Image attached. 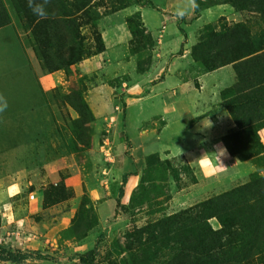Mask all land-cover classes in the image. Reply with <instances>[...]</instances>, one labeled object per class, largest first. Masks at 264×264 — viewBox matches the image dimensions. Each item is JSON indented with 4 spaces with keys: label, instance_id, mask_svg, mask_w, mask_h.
I'll return each instance as SVG.
<instances>
[{
    "label": "rangeland",
    "instance_id": "374dc122",
    "mask_svg": "<svg viewBox=\"0 0 264 264\" xmlns=\"http://www.w3.org/2000/svg\"><path fill=\"white\" fill-rule=\"evenodd\" d=\"M197 1L196 13L194 0H0V247L33 252L24 264H80L98 244L95 264H144L160 220L240 187L264 191V107L252 118L262 146L253 158L227 151L209 166L192 155L226 148L237 130L226 104L239 70L252 79L264 57L224 63L226 36L246 35L264 56V14ZM73 42L90 55L72 63ZM178 102L187 124L171 129ZM238 218L247 232L225 236L238 254L230 264H264V199ZM209 224L225 229L221 217ZM175 261L165 249L148 264Z\"/></svg>",
    "mask_w": 264,
    "mask_h": 264
},
{
    "label": "trees",
    "instance_id": "16d2710c",
    "mask_svg": "<svg viewBox=\"0 0 264 264\" xmlns=\"http://www.w3.org/2000/svg\"><path fill=\"white\" fill-rule=\"evenodd\" d=\"M229 1L237 8L255 9L264 14V0ZM194 3L197 13L199 12V2L194 0ZM226 37L224 63L240 62L241 66H253L263 59V55H257L254 51H250V46L246 43L250 39L247 37L246 41V35ZM242 39L246 42L242 43ZM69 47H71L69 51L72 54V63L86 59L85 57L90 55L85 47L76 45V42L71 43ZM256 69V75L254 73L252 79L246 77L241 69L239 70V87L236 89V96L226 104L237 130L225 136L223 142L229 154L241 160L253 158L255 151L262 149L257 133L252 128L254 125L252 118L256 119V116H258V111L255 109L264 107V66H257ZM253 111L257 114H249L247 119L244 118V121L238 118L240 112L252 113ZM249 117L251 120H249ZM127 180L128 176H123L116 208L121 206ZM256 188L257 185L240 187L229 194L219 196L182 213L160 220L158 224L150 227L147 231V241L141 251L143 263H151L154 258L162 254L163 250L171 249L175 250L176 264H230L234 261L233 256L238 254L235 251L224 250L225 243L223 241L226 240L225 236H228L227 240L230 236H236L238 229L247 232V226L245 222L240 221L238 214L252 203L263 201L264 191L253 198L245 195L247 191H253ZM241 194L244 197H240ZM236 207L240 210L235 212ZM215 216L221 217L225 225L224 230L214 231L210 226L209 220ZM254 247L256 246L254 245ZM98 256L97 244L90 252L79 256L80 264H95ZM33 259H36V256L29 250L22 251L0 247V261L2 262L24 264Z\"/></svg>",
    "mask_w": 264,
    "mask_h": 264
},
{
    "label": "crops",
    "instance_id": "0c3cea01",
    "mask_svg": "<svg viewBox=\"0 0 264 264\" xmlns=\"http://www.w3.org/2000/svg\"><path fill=\"white\" fill-rule=\"evenodd\" d=\"M172 109H176L178 111V118L175 122H172V124H170V128L171 129H175V128H179L181 127L183 124H187V118H186V113H187V109L184 106L183 102H178V103H174L171 105ZM212 116H206L205 118H203L199 124L196 125V127H198V129L201 127V124L203 125V123L206 122V120H211ZM195 127V129H197ZM118 140L120 143L124 144L127 142H130V138H129V134L127 132V130H122L118 133ZM222 146H220V143L217 145V150L219 148H221ZM195 149L192 151V155L194 156V158L199 159L200 157H202L204 154L207 153V150L203 147H194ZM129 155V154H128ZM129 158H131V156H128ZM225 155H221L220 158H225ZM125 176V175H124ZM126 176H129L126 174ZM127 184H128V180H127ZM126 184V185H127ZM24 249H28V248H24Z\"/></svg>",
    "mask_w": 264,
    "mask_h": 264
},
{
    "label": "clouds",
    "instance_id": "9594fccd",
    "mask_svg": "<svg viewBox=\"0 0 264 264\" xmlns=\"http://www.w3.org/2000/svg\"><path fill=\"white\" fill-rule=\"evenodd\" d=\"M47 2V0H45ZM29 7H32V0H29ZM205 124H210V121L205 122ZM221 155H227V149L226 148H219L216 152L212 153H206L202 157H200L197 161H199L201 164H206L209 166H222L220 156ZM215 161V163H214Z\"/></svg>",
    "mask_w": 264,
    "mask_h": 264
}]
</instances>
